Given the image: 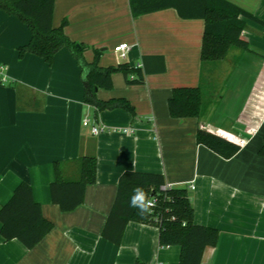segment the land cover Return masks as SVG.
<instances>
[{"label": "crops", "instance_id": "0c3cea01", "mask_svg": "<svg viewBox=\"0 0 264 264\" xmlns=\"http://www.w3.org/2000/svg\"><path fill=\"white\" fill-rule=\"evenodd\" d=\"M228 1L264 22V0ZM64 19L65 33L85 46L89 63L135 67L145 56H163L166 71L147 75L144 85H129L123 72H114L113 88L99 89L98 98H124L135 113L97 111L84 101L73 53L61 49L51 65L33 53L21 55L31 30L0 9V208L26 182L54 224L27 248L4 239L0 222V264H179L181 247L160 245L151 223L130 222L120 245L102 236L126 171L162 174L167 184L188 189L195 223L220 233L201 264H264V25L247 19L242 37L249 50L232 46L224 59L204 61L205 20L183 19L173 8L134 17L130 0H56L53 25ZM120 43L129 46L124 60L114 51ZM177 87L201 89L198 118L171 115ZM86 118L103 131L94 135ZM199 129L240 150L221 156L198 142ZM83 156L97 158L96 181L81 205L62 211L52 202L51 183L77 179Z\"/></svg>", "mask_w": 264, "mask_h": 264}, {"label": "trees", "instance_id": "16d2710c", "mask_svg": "<svg viewBox=\"0 0 264 264\" xmlns=\"http://www.w3.org/2000/svg\"><path fill=\"white\" fill-rule=\"evenodd\" d=\"M56 0H0V9L19 17L32 33L30 42L20 48V54L33 53L48 64L54 62L56 54L68 48L81 68L85 88L84 101L97 111L123 108L135 113L134 108L124 98L102 101L97 96L99 89L113 88L112 74L123 72L129 85H144L147 75L166 71L163 56H145L143 63L131 67L120 64L118 67H101L98 59L86 61L83 44L78 46L65 33L67 19L60 26L53 25ZM134 17L173 8L183 19L205 20L201 57L204 61L224 59L232 46L249 50V43L242 34L246 20L264 25L252 13L228 0H130ZM160 60L156 66L149 60ZM202 106V91L199 87L174 88L169 99L170 113L175 118H198ZM199 143L225 158L233 157L240 146L216 133L199 129ZM264 156V144L259 150ZM80 176L77 179L58 178L51 183V199L62 211H71L84 202L89 184L96 181L97 158L83 156L80 160ZM166 184L164 175L138 171L124 172L118 183V191L113 207L107 218L102 236L120 245L130 222L151 223L159 229L162 246H180L179 264H201L208 246H214L219 239V230L198 225L194 221L195 211L186 187H172L163 191ZM136 186L142 187L150 198H157L158 204L148 215H139L138 209L129 207L130 197ZM1 234L6 240L18 239L27 248L35 247L54 227L42 211V205L34 198L32 186L23 182L17 186L11 199L0 208ZM139 264H144L139 261Z\"/></svg>", "mask_w": 264, "mask_h": 264}, {"label": "clouds", "instance_id": "9594fccd", "mask_svg": "<svg viewBox=\"0 0 264 264\" xmlns=\"http://www.w3.org/2000/svg\"><path fill=\"white\" fill-rule=\"evenodd\" d=\"M155 206L156 201L150 198L142 187H134L133 195L129 200V207L138 209L139 215H148Z\"/></svg>", "mask_w": 264, "mask_h": 264}, {"label": "built area", "instance_id": "2783aa9c", "mask_svg": "<svg viewBox=\"0 0 264 264\" xmlns=\"http://www.w3.org/2000/svg\"><path fill=\"white\" fill-rule=\"evenodd\" d=\"M128 49H129V46H128V43H120V44H117L115 47H114V51L117 53V55L120 57V59L124 60L126 57H127V52H128ZM139 66V65H138ZM1 74V72H0ZM7 80L6 76H2V81L5 82ZM84 126H87V127H90L92 133L94 135H98L100 134L102 131H103V128H100L98 125H95L94 123H91V121L86 118L83 122ZM125 132H132V129H126ZM173 186H171L170 184H164L161 189L163 191H166L170 188H172ZM156 201V206L158 204V199L157 198H152ZM155 206V207H156ZM154 207V208H155Z\"/></svg>", "mask_w": 264, "mask_h": 264}, {"label": "water", "instance_id": "95a60500", "mask_svg": "<svg viewBox=\"0 0 264 264\" xmlns=\"http://www.w3.org/2000/svg\"><path fill=\"white\" fill-rule=\"evenodd\" d=\"M78 46L80 47V45L78 44Z\"/></svg>", "mask_w": 264, "mask_h": 264}]
</instances>
